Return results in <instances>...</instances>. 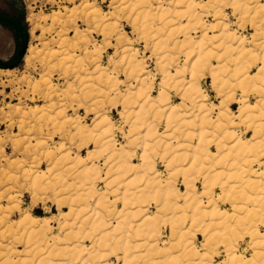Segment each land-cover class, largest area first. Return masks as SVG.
I'll return each mask as SVG.
<instances>
[{"label": "bare ground", "instance_id": "6f19581e", "mask_svg": "<svg viewBox=\"0 0 264 264\" xmlns=\"http://www.w3.org/2000/svg\"><path fill=\"white\" fill-rule=\"evenodd\" d=\"M131 1L132 5L129 2L127 6H132V11L143 7L134 14L133 21L131 20L133 29L139 31L140 38H145L148 45L150 43L147 39H155L151 50L157 56L155 60L158 62L155 63L159 64L162 74L157 95L153 93L144 61L138 59L139 51L132 46L123 49L125 53L120 60L125 79L130 81L125 93L118 87L120 80L117 72L114 69L109 71L107 65L100 63L101 52L97 44L91 43L87 37L74 43V47L77 45V48H82L88 54L92 46V54L95 55L90 62L85 58L76 59L75 54H70L65 38L58 39L61 41L57 48L52 47L57 42L52 38L50 42H44L41 49L31 44L25 55V63L30 66L38 58L42 63L43 74L59 71L64 67L63 76H67L70 71H78L80 74L92 64L94 77H88L90 82L86 79L84 81L85 86L90 87V93L96 94L94 97L97 100H92L95 105L105 103V97L108 98L109 94L117 91L122 97L119 114L124 120L130 114L125 109L135 104L147 113L163 111L169 118L171 127L161 130V126H156L151 115L141 118L140 122L155 132L150 143L154 141L153 147H156L155 152L148 149L145 158L141 159L142 150H136L134 154L137 155V151L140 153L133 157L130 150L129 153L126 151L128 144L121 146L116 143L113 132L116 125L109 114L101 113V106H98V110L96 106H86V111L94 113V126L91 131L87 130L86 125H82L78 116L66 117L65 113V117L60 118L64 113L59 110L51 115L48 111L51 109L49 107H54L53 103L46 109L42 107L43 112L39 116L41 122L47 120L59 128L70 123L76 129L70 137L76 139L78 136V141L83 139L85 143L87 140L94 142L95 148L90 151V157L94 153L107 154L108 163L118 160L124 169L132 167L133 171L126 177L127 186L120 188L114 195L116 183L113 178L116 174L111 169L107 170L110 173L106 175L108 177L102 176L101 171L97 172L96 164L93 162L86 165V159L80 153L72 155L61 146L63 152L54 160L53 151L47 149V157L53 159L52 167L38 173L39 166L33 163L24 169L23 174L31 181L34 197L41 191L47 192L51 189L57 192L60 188L58 204L61 206L69 203L68 210L61 209L58 221L64 238L59 235L49 236L52 229L49 218L27 212L23 218L10 221L7 225L8 216L4 213L0 216V226H7L0 235L12 240L4 246V252L0 251V264H9L11 255L17 252L13 243L20 242L27 245L26 257L18 259L16 264H112L107 260L114 257L115 252L119 254L118 259H122V264H213L212 257L200 250L210 248L218 241L223 244V251L227 256L223 264H264V160L260 161V157L264 158V73L260 71L264 67V5L249 6L248 0H206L204 3L200 0H169L165 5L164 1L156 0L158 5L154 7L152 0ZM225 7H230L234 14H238L236 17L240 24L248 20L249 12L253 10L254 15L249 20L262 38L257 39L258 33H254L251 39L238 37L228 22L224 21ZM153 8L157 9L156 14L151 13ZM88 15L91 17L93 29L101 31L105 36L109 27H113L112 32L117 28L110 23L101 28V22L108 14L103 13L97 6H93L86 17ZM210 15L221 19L213 26H208L202 20L203 16ZM181 18L187 20V25H183ZM33 19L29 17L31 21ZM175 19H178V26ZM190 25L195 32L189 29ZM198 29H203V33L199 40H194L193 33H197ZM211 29H218L219 32L212 35ZM116 32L117 39L121 42L125 35L120 31ZM80 33L76 28L75 34L80 36ZM34 34L35 27L32 29V35ZM59 55L63 57L51 64ZM183 55L184 61L180 63L179 56ZM75 65L79 67L76 68ZM256 65L258 69L254 72L253 67ZM206 71L210 72L211 85L221 97L219 103L214 104L215 108L214 105L209 107L208 99L202 92L200 77ZM11 73L13 70L0 68V78ZM34 89L41 98L48 99L55 94L56 85L47 77L40 85L35 83ZM15 91L17 92L16 89ZM173 91L178 96V102L172 100ZM0 93L5 94L4 90ZM250 93L256 94L255 102H251ZM10 95L14 96L15 93ZM67 96L71 99L73 97L69 94ZM80 96H77L78 99ZM114 99L108 98L109 102H115ZM232 103L238 104L236 110L232 108ZM13 109L17 113L23 112L21 107L16 106ZM38 109L40 108L35 106L30 111L35 112ZM24 114L26 113L23 112ZM6 121L7 118L4 117L0 123ZM239 122L252 131L250 137L245 138L236 133L234 127ZM37 123L40 131L42 124L39 121ZM16 125L19 131L25 130L24 117L19 121L12 119L8 122L10 128ZM145 131L147 128L141 129V135ZM166 131L181 137L180 142L169 143L171 136H162ZM134 136L135 132L131 138ZM46 142L44 138L35 140L31 150L38 152V149L46 147ZM164 144L169 147L165 149ZM130 145L132 148L133 144ZM173 151L177 160L186 159L190 163L183 168L177 167L176 162L170 159ZM162 155L171 164L168 168L164 165L166 177L162 176L156 165V157L161 159ZM256 163L258 168L254 167ZM11 164L20 168L24 161H13ZM180 174L184 189L175 183ZM196 175L203 179L200 191L195 185ZM99 177H106V180ZM16 178L14 175L8 177L10 180ZM69 178L71 182L68 181ZM103 181L106 188L98 190L97 182ZM216 186L221 194L216 195L214 192ZM7 191L8 189L0 191V203L3 200H15L16 195L6 194ZM121 195L123 198L117 199ZM149 197L154 199H151L150 205ZM223 202L230 207L223 208ZM151 206H154V211ZM12 208L20 210V204H0L2 213ZM187 219L192 222L191 226H197L201 234L205 235L201 248L196 245L195 237H191L187 231L191 227L184 226ZM166 223L170 228L169 239L173 241L169 249L162 245L165 240L162 238L161 228ZM14 226H17L16 231L12 230ZM240 235L249 237L248 247L252 250L250 256L234 251L235 242ZM86 237L90 238V244L83 243Z\"/></svg>", "mask_w": 264, "mask_h": 264}, {"label": "rangeland", "instance_id": "374dc122", "mask_svg": "<svg viewBox=\"0 0 264 264\" xmlns=\"http://www.w3.org/2000/svg\"><path fill=\"white\" fill-rule=\"evenodd\" d=\"M161 1H164L165 5H167L169 0H161ZM200 1L204 3V1L206 0H200ZM129 2L132 5L131 0H0V16L7 18H15L17 24H19L20 26V28H18L15 31V29L13 30L12 28L7 27L0 23V64L3 65L0 68L13 70V73H11L10 75L0 78V82H3V84L6 85L4 86L3 84L0 83V91L4 90L5 92V94L0 93V120H3L4 117L5 119L7 118L6 122L0 123V191H6V189H8L6 194L16 195L15 200H11L9 202L7 200H3L0 204H2L3 206H12L16 203L20 204V210L16 208H12L8 212H3V213L0 212V216H2L4 213L7 214L8 216L6 220L7 225L9 224L10 221L12 222L23 218L27 212H32L36 216L50 219L51 221L50 223L52 226V229L49 232L50 237L53 235L56 236L59 235L60 238H64V236L62 235V233L64 232L63 230L60 229L58 221H59V217H60L59 215L61 209L68 210L69 203L62 204L61 206L58 204L57 199L59 197L58 194H60L59 192L60 188L57 189V192L56 190L52 191L51 189L47 190V192L41 191L37 194V197H34L32 195V188L30 187L31 181L23 174L24 169L29 168L30 165L33 163L39 166L37 167L38 173H42L43 170H47L48 168H51L53 159L51 160L49 157H47L46 150L49 149L53 151L54 153L53 157L55 160L58 154H60L61 151L63 152L62 150L63 148L62 149L60 148L61 146L66 148L68 151H70L72 155L74 154L76 155L78 153L83 155L84 158L86 159V165L92 164L97 158H105L107 155V154L101 155L94 153V155L90 157L92 154V153L89 154L90 151H92L95 148L94 142L87 140L85 143L83 139L82 140L84 142L82 140L78 141L80 140V138L77 139L78 136L76 139L70 137L76 130L74 127H72L73 126L72 124L71 125L70 123L65 124V126H67L68 128L67 127L65 128V126L64 128L62 127L59 128L58 126L53 125L52 122L48 123L47 120H46L47 122L45 120L43 121L44 123L41 122L42 119L40 120L39 116L43 112L42 107L46 109L48 105L53 103L54 107H49L51 109L48 111L51 115H55L56 112L59 110L64 113V116H61L60 118L65 117L66 114H67L66 117H71V118L72 117L75 118L78 116L80 118V122L82 123V125H86L87 130L91 131V128L94 126V121H93L94 113L93 111H86V109L89 106L92 108L96 106L98 110V108L101 106L99 108L100 110H102L101 113L109 114L116 125L113 131L114 137L116 139V143L118 142L119 145L121 146L128 144L126 151L128 152V150H130V154L136 153L137 149H134V147L132 148L130 147L131 146L130 143L125 141L120 131L121 127H123L124 133H127L129 128L128 125L124 123V119L120 117L119 114V111L122 108L120 105L122 102V97L117 94V91H115L113 94H109L110 98H115L114 99L115 102H109L108 100L109 97L108 98L105 97L106 100L105 103H100L99 105H95L94 102L97 100V98H95L96 94H94V92L90 93L91 91L90 87L85 86L86 81L84 80L86 79L88 80V82H90L88 77H92V78L94 77L92 73L93 70L92 64L91 65L89 64L87 70L81 71L80 74L78 71L77 73L76 71L74 72L70 71L69 73H67L68 74L67 76H63L62 73L64 67H61L59 71L54 70L48 74H43L42 63L39 61L38 58L34 59L33 64L30 66H27L25 63V55L27 53L28 47L31 44L37 49H41L43 48L42 44L44 42H50L52 38L56 39L57 41L53 43L52 47L57 48L59 42L61 41L58 39L65 38L70 47V49L68 50L70 54H75L76 59L85 58L87 62H90L91 58L95 55L92 54V49H93L92 46H91V51L88 54L84 53V51H82V48L78 47L79 48L78 49L77 45L74 47V43H78L83 37H87L88 39H90L91 43L97 44V48L101 52L100 63H102L105 66L107 65L109 71L111 69L112 70L114 69V71L117 72L116 75L119 77L120 80L118 87L122 92L125 93L127 85H129L130 81L125 79V71H123L121 67L120 60L122 54L125 53L123 52V49L125 47L132 46L135 50L137 49L139 51L138 59L144 61L146 66L145 68L147 70L146 73L150 78V83H152L151 85L153 88V93L157 95L158 93L157 91L160 87L159 81H161L162 74L159 64L155 63L158 62V60L157 61L155 60L157 59L155 58L157 56H155L156 54L151 50L153 48V42H154L153 40L155 39L152 38L147 39L149 40L150 43L148 45L144 41L145 38L142 37L140 38L139 31L133 29L131 22L133 21L134 14H136L137 11H139V9H143V7H139L136 10L132 11L133 7L127 6ZM152 3L154 7L158 5L156 0H152ZM247 4L249 6L250 5L262 6L264 5V0H248ZM93 6L99 7L103 13L108 14L107 18L101 22V28H103L106 23H110V25L117 26L115 30L116 29L119 30L116 31H120L124 33L125 36L121 42H119L117 39L116 36L117 32L115 30H113L112 32L111 28L113 27H109L108 28L109 30H106L109 31L108 34H106V36L103 35L101 31L98 30L95 31L93 29L91 17L89 15L88 17H86V15L89 14ZM232 11L233 10L230 7L224 8L223 13L226 15V20L224 21L228 22L231 30L234 31L238 37H247L248 39H251V36L254 33H258V35H256L258 37L257 39L259 40L262 38L259 35L260 33L255 31V27L251 25V21L249 20L254 15L253 10L249 12L248 20L242 22V24L237 22L238 14L237 13L234 14V12ZM151 13L156 14L157 9L153 8L151 10ZM29 17H33L34 18L33 21L29 20ZM219 19L221 18L215 19L213 18L212 15H210V16H203L202 21H204L208 26H213ZM176 21H178V19L174 20L175 24L178 26ZM181 21L183 22V25L184 24L187 25L186 19L183 20L181 18ZM158 22L159 21H157V23ZM257 23H259V21ZM158 25H160V23H158ZM33 27H35L34 36L32 35ZM76 28H78L79 31L81 32L80 36L79 35L77 36L75 34ZM191 28L192 26L190 25L189 29L192 30ZM263 30H264V26H263ZM192 31L195 32L194 30ZM26 32L28 37H27V42L25 43L24 54L22 55L21 58L18 57L16 58L15 57L16 54L15 51L17 46L16 36L17 35L19 36V34L23 36L24 34H26ZM218 32H219L218 29L210 30V34L212 35H216ZM202 33H203V29L199 30L197 33H193V35H195L194 40H199ZM18 40H23V39L19 38ZM61 57H63V55H59L57 58L53 59L51 64L58 62ZM179 58H181L179 60L180 63H182L184 61L183 60L184 55L179 56ZM77 65H75L76 68L79 67ZM257 69H258V65L253 67L254 72L257 71ZM47 77H49V79L56 85V90H55V94L51 98L44 99L41 98V96L38 94L37 91H35L34 85L35 83L37 84L39 83L40 85L43 79ZM200 78H201L200 83L203 88L202 92L204 97L208 99L207 103H209V107L213 106L214 104H218L219 101L221 100L220 99L221 97L217 95L216 90L211 85L210 72L206 71L204 74L201 75ZM15 89L17 90V92L15 91ZM84 89L85 91H83ZM12 92L15 93L14 96L10 95V93ZM239 93H236L238 94L237 96H239ZM67 94L71 96L73 95L75 100L72 97V99L74 100L73 101L71 97L67 96ZM78 95L79 96L81 95L79 98L82 101L78 99L77 97ZM115 95L118 96L115 97ZM171 95H172V100L174 102L179 101L176 92L173 91ZM90 96L92 97L90 98ZM249 98H251V102H255L257 96L254 93H250ZM102 99L104 98L102 97ZM91 101L92 103L90 105ZM16 106L21 107L22 111L25 112L26 114L23 115V112L20 113L15 112L13 107ZM35 106H37L40 109H38L35 112L30 111V109H32ZM231 106L234 110L238 108L237 103H232ZM8 115L11 117L10 119ZM23 117L25 121V130L19 131L17 125L12 128L8 127V122L10 120L15 119V121H19ZM38 121L40 122V124H42L40 131L38 127L39 123H37ZM36 123H37V127H36ZM34 125L35 128L37 129L34 128ZM28 128H30L29 131H27ZM160 128L162 130L164 126L161 125ZM234 129L238 135H243L245 138L250 137L252 135V131H249L248 127L246 125L240 124V122L236 127H234ZM64 130L65 133L63 132ZM134 137L131 138L130 136L129 140L133 139ZM35 138L38 139L44 138L47 141L45 145L46 147L45 148L42 147L38 149V152L37 150H31L33 149L32 146L34 145L35 140H38ZM139 153L140 151H137V155L134 154L133 157H137ZM263 160L264 158L260 157V161ZM13 161H22V162L24 161V164L22 167L17 168V165L11 164V162ZM156 165L157 168L161 171L162 176L166 177L167 171L166 169H164V164L161 161L160 157H156ZM254 167L258 168L259 165L256 163L254 164ZM101 174L102 176L107 175L105 171H101ZM9 175L17 176V178L15 180H10L8 179ZM180 176L181 174L177 176V180L175 181V183L177 184V186L179 185L181 189H184L182 177ZM194 179H195V185L197 189H199L200 191L202 189L203 179L201 176L198 175H196ZM68 181L71 182V178H69ZM96 187L98 190L105 189L106 188L105 182L104 181L97 182ZM214 192L216 193V195L217 193L220 194L222 193L220 192V189L217 186ZM148 199H150L149 200L150 202L148 203L147 201L146 203L150 205L152 202L151 199L153 198L149 197ZM203 199L207 200L205 197H203ZM215 201L217 200L215 199ZM223 204H220L223 205L222 206L223 208L230 207V205L226 204L225 202H223ZM152 205H154V203H152ZM44 209H48V211H45ZM151 210L153 211L155 210L154 206H151ZM167 224L168 223L162 225L161 228V235L162 238L165 240V242L163 243L161 242L163 240L162 238L160 242L162 243V245L165 246V249H169L170 245L173 242L171 239H169L170 228L169 225ZM191 224L192 222L189 219H187L185 221L184 226L186 225L185 227H191L190 230L187 231L189 232V235L191 237L193 236L195 237L196 245L199 246V248H201L202 247L201 243L205 241V235L201 234L197 226L195 225L191 226ZM7 225H1L0 232L4 230L5 226ZM12 230L16 231L17 226H14ZM262 230L264 231V226H262ZM10 240L12 239L11 238L9 239V237L3 238L0 235V251L2 252L5 251L4 246L8 244ZM248 241H249L248 236L245 235L243 237L242 235L238 236L235 242L236 247L234 248V251L242 252L245 255L250 256L252 250L248 247L249 244ZM83 243L90 244L91 243L90 238L86 237L85 242ZM13 247L17 252H14L11 255L10 258L11 261L9 262V264H16V261L18 259L26 257L25 251L27 245L25 244V242L13 243ZM223 248H224L223 244L218 241V243L216 244L214 243L213 245H211L210 248L207 249L202 248L200 252L207 253L209 257L211 256L213 264H218V263L223 264V262L227 260V256L223 251ZM175 253L178 254V252ZM118 255L119 254L115 252L114 257L110 258L107 261H109V263L112 264H122V259L121 258L118 259L119 258ZM1 260L2 258L0 257V262Z\"/></svg>", "mask_w": 264, "mask_h": 264}, {"label": "clouds", "instance_id": "9594fccd", "mask_svg": "<svg viewBox=\"0 0 264 264\" xmlns=\"http://www.w3.org/2000/svg\"><path fill=\"white\" fill-rule=\"evenodd\" d=\"M181 70L183 71V69ZM260 71L264 73V67H262ZM125 112L130 113L129 115L126 116L124 120V123L127 124L129 127V132L124 133L123 127H121L120 131L125 141L133 144L134 149L142 150V156L140 158L143 159L145 158V155L148 149H151L153 152H155L156 147H153L154 141L153 143H150V141H152V138L155 136V132L151 128H149L147 125L141 123L140 122L141 118L151 115L152 119L156 123V126L158 127L162 125L165 127V129H168L171 127V124L169 123V118L163 114V111H161L160 113H155V114L147 113L144 111L143 108H137L135 104H133L130 108H126ZM145 128H147V131H145L143 135H141V129H145ZM133 132L136 133V136L133 138V140H129V137L131 136ZM162 136H165V137L171 136V140L169 141V143H171V141H176L177 143H179L181 140V137L176 136L174 133H168L167 131L163 133ZM184 138L186 139L187 136H185ZM192 138H195V136H193ZM134 141H143V142L134 143ZM161 143H163V141H161ZM168 147H169L168 144H164L165 149H167ZM170 159L171 161L176 162L177 167H181V168L185 167L187 164L190 163V161L186 159L177 160L176 154L174 151L172 152ZM161 161L164 163L166 168L171 166L170 160L165 159L163 155L161 156ZM94 163L96 164L97 172L105 171L106 174H110V173H107V170L111 169V172L116 174L115 177L113 178V182L116 183V189L113 190L114 195L116 191H118L120 188H125L127 186L128 180L126 179V177H128L133 171L132 167H129L128 169H124L122 164L118 162V160H114L111 163H108V159L106 157L97 158L94 161ZM129 164H130V161H129ZM99 178L106 180V177H99ZM122 198H123L122 195L117 197V199H122ZM44 210L48 211V209H44ZM111 254H114V253H111Z\"/></svg>", "mask_w": 264, "mask_h": 264}, {"label": "trees", "instance_id": "16d2710c", "mask_svg": "<svg viewBox=\"0 0 264 264\" xmlns=\"http://www.w3.org/2000/svg\"><path fill=\"white\" fill-rule=\"evenodd\" d=\"M0 23L12 28L13 30L15 29V31L20 28L19 24H17L15 18H7V17H3L0 16ZM19 34V33H18ZM27 32L26 34H24L23 36H21V34H19V36H16V40H17V46H16V54L15 57L17 58H21L22 55L24 54V48H25V43L27 42ZM19 38H22L23 40H18ZM22 41V42H20ZM7 65V64H6ZM3 66L0 64V67Z\"/></svg>", "mask_w": 264, "mask_h": 264}]
</instances>
